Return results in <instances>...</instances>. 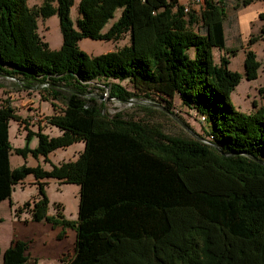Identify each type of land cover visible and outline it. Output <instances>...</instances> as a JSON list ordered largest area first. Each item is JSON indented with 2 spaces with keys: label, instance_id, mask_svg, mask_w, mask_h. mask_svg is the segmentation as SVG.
Here are the masks:
<instances>
[{
  "label": "trees",
  "instance_id": "1",
  "mask_svg": "<svg viewBox=\"0 0 264 264\" xmlns=\"http://www.w3.org/2000/svg\"><path fill=\"white\" fill-rule=\"evenodd\" d=\"M72 4L43 0L32 8L27 0H0V74L27 87L43 84L53 99L66 92L64 108L48 117L59 135L28 131L27 140L36 135L37 145L14 151L46 158L83 143L75 160L50 170L11 168L8 125L18 116L9 102L1 105L0 201L30 174L79 186L74 221L47 213L42 181L37 200L17 208H26L32 221L61 226L57 237L66 226L75 230L72 253L61 264H264V104L245 113L230 97L242 77H257L260 62L247 51L244 75L229 68L224 54L215 62L213 48L235 54L226 48L224 1L203 0L196 18L185 17L178 0H80L75 25ZM54 13L62 43L51 50L37 17ZM258 18L264 37V10ZM126 33L129 44L116 51L89 55L78 46L82 38L118 40ZM102 86L111 98L146 99L136 105L142 116L108 114L91 90ZM259 93L264 98V86ZM175 97L199 116L203 134H170L154 120L174 113ZM29 245L12 239L0 249L2 264H36Z\"/></svg>",
  "mask_w": 264,
  "mask_h": 264
},
{
  "label": "rangeland",
  "instance_id": "2",
  "mask_svg": "<svg viewBox=\"0 0 264 264\" xmlns=\"http://www.w3.org/2000/svg\"><path fill=\"white\" fill-rule=\"evenodd\" d=\"M79 1L73 0L70 9V17L74 25L79 16ZM223 1L226 9L224 21L226 48L235 49V54L232 55L224 50L213 48V57L215 62H218L221 54L228 56L229 68L244 75L246 52L251 50L255 53L256 59L260 62L257 77L252 80L242 77L230 96L232 103L238 110L249 113L264 104V98L259 93V88L264 86V37H259L262 21L258 18L262 8L258 10V5L254 4L257 0H251L245 6H237L241 0ZM42 2L43 0H27L28 6L32 8L41 6ZM178 3L183 7H188L187 11H184L185 17H188L190 12L199 18L203 0H178ZM53 5H56L55 1ZM120 13L121 9L118 8L114 17L106 23L104 31L119 17ZM37 24L38 33L41 39L47 43V47L51 50L59 49L62 43V35L57 14L54 13L47 18L38 15ZM195 27L200 32L204 31L200 23H197ZM255 36L257 39L250 42V38ZM128 44L129 36L127 33L118 40H96L86 37L78 42L79 48L89 55L116 51ZM98 83L101 82H92L91 85ZM120 84L127 90H132L129 82L122 81ZM43 88V84L27 87V85H21L17 78L0 74V106L9 102L15 115L18 116L17 120L11 118L8 125V139L12 147L9 157L11 168L25 164L28 166L40 165L43 169L50 170L53 165L62 161L75 160L78 152L83 149L82 142H75L65 148L51 151L46 158L41 155L35 157L30 152L23 156L14 151V148H22L27 142L30 148L37 145L38 138L36 135L30 136V139L27 140L28 131H41L49 136H57L60 133L57 127L49 123L48 117L64 108L63 96L66 95V92L62 91V97L59 99H53L51 93L48 91L49 94ZM60 88L62 89V87ZM91 90L102 102L104 110L108 114L121 111L125 116L141 117L142 112L138 110L136 105L141 100H143L142 103H148L146 99L131 98L124 101L108 98L109 95L102 98L101 90L96 88ZM173 112L174 116L158 115L154 117V120L163 125L165 132L183 136L203 134V123L199 116L181 105L177 97L173 99ZM37 181L44 182L43 189L48 199L47 213L49 215L61 214L68 221L77 219L79 201V186L77 184L63 183L55 178L38 180L30 174L14 185L9 199L0 201V248L5 247L13 232L16 237H27L30 240L29 250L31 255L36 258V264H61L60 258L72 253L75 230L66 226L63 235L57 237V233L62 229L61 226L59 229H53L44 220L33 222L26 208L22 211L17 210L18 207H22L26 203L32 205L40 196ZM59 249L61 254L57 258L54 253ZM1 262L2 256H0V264Z\"/></svg>",
  "mask_w": 264,
  "mask_h": 264
},
{
  "label": "crops",
  "instance_id": "3",
  "mask_svg": "<svg viewBox=\"0 0 264 264\" xmlns=\"http://www.w3.org/2000/svg\"><path fill=\"white\" fill-rule=\"evenodd\" d=\"M255 5H258V10L260 9V8H262V10H260V12H262L263 10H264V3L262 2V1H260V0H257V2H255L254 3ZM255 10H257V8H255ZM257 10V11H258ZM81 151V150H80ZM33 222H37V221H33ZM50 224V223H49ZM51 225V224H50ZM52 227V226H51ZM53 229H59V226L58 227H52ZM12 239H23V240H28V238L27 237H16L14 234H13V232H12V235H10V237H9V239H8V243L5 245V247H3V248H0L2 251L9 245V243L11 242V240ZM30 247V246H29ZM29 251V253H30V250H28ZM55 255H56V257L57 258H59V256H60V254H61V252H60V249L58 250V251H56L55 253H54ZM30 255H31V253H30ZM32 256V255H31ZM33 257V256H32ZM1 264H2V262H1Z\"/></svg>",
  "mask_w": 264,
  "mask_h": 264
},
{
  "label": "built area",
  "instance_id": "4",
  "mask_svg": "<svg viewBox=\"0 0 264 264\" xmlns=\"http://www.w3.org/2000/svg\"><path fill=\"white\" fill-rule=\"evenodd\" d=\"M188 9V7L186 6L185 7V10H187ZM103 87V90H102V98H104L105 96H108V92H109V90H108V88L107 87H104V86H102ZM108 98H111V97H108ZM112 99H115V98H112Z\"/></svg>",
  "mask_w": 264,
  "mask_h": 264
},
{
  "label": "water",
  "instance_id": "5",
  "mask_svg": "<svg viewBox=\"0 0 264 264\" xmlns=\"http://www.w3.org/2000/svg\"><path fill=\"white\" fill-rule=\"evenodd\" d=\"M155 105V104H154ZM155 106H157V107H160L161 109H163V110H165V111H167L168 112V110L167 109H164V108H162L160 105H155ZM171 116H174L173 115V113H171Z\"/></svg>",
  "mask_w": 264,
  "mask_h": 264
}]
</instances>
